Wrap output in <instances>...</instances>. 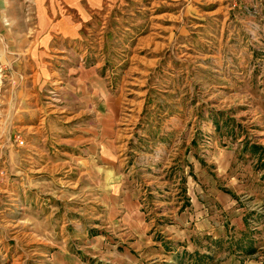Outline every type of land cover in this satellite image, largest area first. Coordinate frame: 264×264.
<instances>
[{"label": "rangeland", "instance_id": "1", "mask_svg": "<svg viewBox=\"0 0 264 264\" xmlns=\"http://www.w3.org/2000/svg\"><path fill=\"white\" fill-rule=\"evenodd\" d=\"M210 1L109 0L84 22L78 47L85 64L98 62L118 96L119 123L131 127L128 138L117 137L132 150L130 173L146 223H243V259L264 264V0ZM2 54L0 153L8 156L6 147L19 139L1 110L8 103L4 80L14 74ZM46 94L62 102L59 92ZM212 145L232 152L222 176L207 161ZM147 175L156 181L143 184ZM16 177L0 165V264H54L59 247L89 264L83 255L93 235L107 232L96 226L104 213L97 218L84 204L81 212L67 210V223H31L45 213L27 206L28 191L20 192ZM208 188L225 193L227 206ZM190 196L203 205L196 219ZM43 197L37 194L41 207ZM74 216L80 223L69 222Z\"/></svg>", "mask_w": 264, "mask_h": 264}, {"label": "crops", "instance_id": "2", "mask_svg": "<svg viewBox=\"0 0 264 264\" xmlns=\"http://www.w3.org/2000/svg\"><path fill=\"white\" fill-rule=\"evenodd\" d=\"M108 3L0 0L1 58L14 69L4 80L9 92L3 100L8 103L1 110L11 116L19 139L6 147L8 156L0 153V165L16 174L20 192L28 191L27 206L45 213L41 221L28 214L30 222L46 223L49 229L54 221L67 223L66 212H81L84 204L97 218L104 213L96 226L107 232L93 235L83 255L89 264H249L242 256L248 242L239 236L243 223H183L179 217L172 223H146L141 192L130 173L132 150L126 149L127 139L117 137L121 132L128 138L131 127L119 123L124 117L116 113L121 112L118 96L107 87L98 62L85 64L78 47L84 22ZM50 91L59 92V105L47 96ZM211 147L207 161L222 176L232 152ZM142 181L156 179L147 175ZM208 192L222 206L229 203L220 190ZM37 194L44 196L43 207L36 204ZM189 201L190 219H196L203 205L191 196ZM77 219L80 223L77 216L69 222L76 224ZM231 225L234 233L228 235ZM51 258L54 264H88L62 247Z\"/></svg>", "mask_w": 264, "mask_h": 264}]
</instances>
